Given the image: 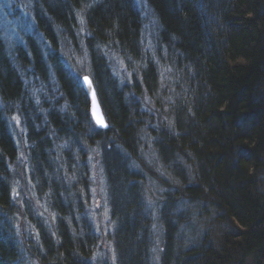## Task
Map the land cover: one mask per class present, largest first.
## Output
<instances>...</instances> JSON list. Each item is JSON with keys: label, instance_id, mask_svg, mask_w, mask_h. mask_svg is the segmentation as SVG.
<instances>
[{"label": "trees", "instance_id": "1", "mask_svg": "<svg viewBox=\"0 0 264 264\" xmlns=\"http://www.w3.org/2000/svg\"><path fill=\"white\" fill-rule=\"evenodd\" d=\"M2 3L0 264H264V0H146L152 33L135 0Z\"/></svg>", "mask_w": 264, "mask_h": 264}, {"label": "rangeland", "instance_id": "2", "mask_svg": "<svg viewBox=\"0 0 264 264\" xmlns=\"http://www.w3.org/2000/svg\"><path fill=\"white\" fill-rule=\"evenodd\" d=\"M135 2L140 7L141 14H142L143 19H144V24H145L144 25V32H146V30H147V33H152L154 28H156V26L153 24L151 15L148 12V9H147V6H146V0H135ZM4 3H2V0H0V14L1 15L3 14V11L8 9V8H6ZM24 10H25V8H24ZM28 12H30V9L28 10ZM23 18H24V21H25V18H27V16L25 14H23ZM19 26L20 27L22 26L21 22L19 23ZM23 27L25 28L26 31L23 30L22 33H27V31L31 30V28L28 25L27 26L24 25ZM0 28L2 29L4 36H6L7 39H10V43L12 45L17 42L18 36L16 35V32H15L14 35H13V33L11 34L12 27L9 25V23H7V20H5V21L4 20H0ZM30 32H32V30ZM6 37H4V38L6 39ZM145 40H146V38L144 37L143 41H145ZM82 64L84 65V63H79L78 62V66H81ZM90 178H91V182L93 183V185H91L90 193L92 192L93 193L92 196L93 197L96 196L94 199L96 201H98L97 195L101 191L104 192L102 183H100L101 185L97 183V181H96L97 180L96 171H90ZM153 189H155V188L153 187ZM155 198H157V196L154 193H152L151 191L146 197L147 208L150 211V213L153 214V216H155L156 209L158 207V204L155 202ZM99 203H101V205ZM98 205L102 207L101 216L96 217L95 216L96 214L93 215L92 212H90L89 210H87V212L82 216L83 218H86L90 222V224L92 226H96V228L97 227L99 228V230L97 232L95 230V233L97 235H98V233L102 234V232H104L106 230L111 232L114 229V227H115L114 223H110V221H109V214H108L107 208H105L106 207L105 197L102 198V200L99 199ZM36 208H37V206H36ZM93 211H95V207H93ZM158 239L159 238H157L156 246H155V252H156L155 261L156 262H157V256H158L157 254H158L160 246H161V244H160ZM32 247H34V245H32Z\"/></svg>", "mask_w": 264, "mask_h": 264}, {"label": "snow or ice", "instance_id": "3", "mask_svg": "<svg viewBox=\"0 0 264 264\" xmlns=\"http://www.w3.org/2000/svg\"><path fill=\"white\" fill-rule=\"evenodd\" d=\"M88 7H91V4H85L84 9L81 10V12H83L84 10H86ZM78 18H79V23L81 24V28L79 29L80 32H83L85 30L84 28V19L81 13H78ZM156 22L153 21V24H155ZM109 35H111V33H109ZM97 49H100L102 51H104V55L108 56L109 55V50H105L107 48V46H102L101 44L97 43L96 45ZM147 47L149 49H151L153 46L151 45V43H149L147 45ZM87 58V53L85 52L84 57L78 61L79 63H83L84 59ZM111 59H113L114 61H116V63H119L121 65V67H124V61L122 60H116L115 56L110 57ZM153 59H155V56L153 57ZM128 63L129 65H136L135 67H132L131 71L127 70V67H124V71L126 72V75L120 79V84H124L126 81L133 79L138 71V68H143L146 67V65H144L142 62H135L131 60V57L128 58ZM51 65H49V70H50V75L51 73ZM114 69H115V64L113 65ZM167 71H171V69H168ZM80 79H82L83 84L87 86V89H85V94L90 95L91 96V100H92V107H91V113H92V120L95 122V125L98 128H108L110 127L109 124L99 115V107L96 104V92L95 89L93 87V81L92 78H90L88 75H83L82 77L79 76V73L76 74ZM163 75V74H162ZM113 76L116 78H119L120 73L118 71L113 72ZM90 90V91H89ZM33 95H35V92H33ZM170 99V98H169ZM38 102V101H37ZM145 104L151 103L150 98L145 97L144 99ZM0 103H3L2 101H0ZM67 105L64 106V108L61 109V111L66 110ZM147 111H153V109H146ZM11 120H15L17 122V126H19V119L16 116L11 117ZM169 125H171V122L169 121ZM64 147H69L68 145H65ZM121 151L124 152L125 156H129V153L127 152L126 149H123L121 146ZM89 160L91 161L92 157L89 156L88 157ZM19 159V158H18ZM132 168H138L139 165L135 163V161H132V163L129 165ZM67 179L69 180H75L76 176L75 174H73L71 177H68ZM17 183H19V181H17ZM13 195L15 196H19L20 194L18 192L15 191V189H13ZM96 207H99V205L97 204ZM45 211H47V209L45 208ZM42 215V213H41ZM53 219H55V216H53ZM153 227L155 228V225H153ZM99 230V228L97 227V231ZM53 235H55V233H53Z\"/></svg>", "mask_w": 264, "mask_h": 264}, {"label": "water", "instance_id": "4", "mask_svg": "<svg viewBox=\"0 0 264 264\" xmlns=\"http://www.w3.org/2000/svg\"><path fill=\"white\" fill-rule=\"evenodd\" d=\"M80 81H81V85H82V87H83V89H84V91H85V89H87V86L83 84L82 79H81ZM93 87H94V85H93ZM94 89H95V88H94ZM89 91H90V90H89ZM87 97H88V100H89V114H90V117H91V120H92V113H91L92 100H91V96H90V95H87ZM96 104H97L98 107H99V115L105 120V118H104V114H103V112H102V109H101V106H100L99 101H98V99H97V96H96ZM92 122L95 124V122H94L93 120H92ZM99 129L104 130V129H106V128H99Z\"/></svg>", "mask_w": 264, "mask_h": 264}, {"label": "bare ground", "instance_id": "5", "mask_svg": "<svg viewBox=\"0 0 264 264\" xmlns=\"http://www.w3.org/2000/svg\"><path fill=\"white\" fill-rule=\"evenodd\" d=\"M105 118V117H104ZM106 121V120H105ZM94 124V123H93ZM95 125V124H94ZM96 126V125H95ZM97 127V126H96ZM98 128V127H97ZM99 129V128H98Z\"/></svg>", "mask_w": 264, "mask_h": 264}]
</instances>
